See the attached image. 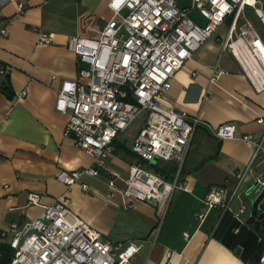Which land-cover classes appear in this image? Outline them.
Wrapping results in <instances>:
<instances>
[{
    "label": "crops",
    "instance_id": "obj_1",
    "mask_svg": "<svg viewBox=\"0 0 264 264\" xmlns=\"http://www.w3.org/2000/svg\"><path fill=\"white\" fill-rule=\"evenodd\" d=\"M109 1L0 0V69L8 73L13 93L9 99L0 91V232L37 218L43 206L64 197L102 239L118 245L138 243L140 250L132 264H261L264 249L259 245L264 233L247 223L250 212L245 202L254 177L264 173V152L252 157L254 148L242 140L219 141L198 128L182 174L187 190L174 191L164 215L153 203H125L118 195L109 196L106 176H84L70 188L55 179L60 170H78L91 163L73 137L64 135L68 113L56 111L55 101L62 82L77 79V61L67 48L68 39L95 38L112 17ZM175 1L186 7L191 0ZM18 4L24 7L22 13ZM246 15L264 40L259 18L251 9ZM190 16L205 24L197 11L191 10ZM227 29L228 22L175 73L158 104L199 117L213 127L232 123L237 137L260 143L264 141V92L256 93L237 61L221 51ZM38 32L49 34L51 42L38 44ZM217 65L223 73L211 84ZM126 131L115 138L107 159L108 167L122 176L137 161L130 151L134 139L128 144L122 136ZM247 165L251 171L240 196L228 209L218 206L207 211L203 201L209 190L231 189ZM30 194L39 195L40 206L27 204ZM241 206L244 213L236 216Z\"/></svg>",
    "mask_w": 264,
    "mask_h": 264
},
{
    "label": "built area",
    "instance_id": "obj_2",
    "mask_svg": "<svg viewBox=\"0 0 264 264\" xmlns=\"http://www.w3.org/2000/svg\"><path fill=\"white\" fill-rule=\"evenodd\" d=\"M263 6L264 0H191L186 7L175 0H110L112 17L95 38L68 39L67 48L77 61V79L63 81L55 101L56 111L68 113L64 135L73 137L91 163L78 170H60L55 179L70 188L84 176H106L109 196L118 195L125 203H153L164 215L174 191L187 190L182 174L198 128L219 141L246 142L254 148L252 157L264 152V141L237 137L232 123L213 127L199 117L158 104L170 90L175 73L226 22L221 51L232 55L256 93L264 92V40L246 17L251 9L264 25ZM18 10L22 13L23 5L18 4ZM191 10L205 20L204 25L191 18ZM37 35L38 44L51 42L49 34ZM222 73L215 66L210 83L215 84ZM143 112V123L130 147L137 161L122 176L108 167L107 159L115 138ZM154 159L165 162L163 173L154 169ZM250 171L247 165L239 172L231 189L212 187L203 201L207 211L218 206L228 209L240 196ZM262 191L264 173L254 177L251 187L255 196ZM27 204L40 206L39 195H28ZM42 208L37 218L0 232V243L13 252L9 264H132L140 250L136 242L118 245L102 239L71 211L64 197ZM243 213L241 206L235 214Z\"/></svg>",
    "mask_w": 264,
    "mask_h": 264
},
{
    "label": "water",
    "instance_id": "obj_3",
    "mask_svg": "<svg viewBox=\"0 0 264 264\" xmlns=\"http://www.w3.org/2000/svg\"><path fill=\"white\" fill-rule=\"evenodd\" d=\"M153 164L157 168L165 167V162L159 159H154ZM253 195L250 217L247 223L253 225L260 233H264V191L258 193L257 196Z\"/></svg>",
    "mask_w": 264,
    "mask_h": 264
},
{
    "label": "trees",
    "instance_id": "obj_4",
    "mask_svg": "<svg viewBox=\"0 0 264 264\" xmlns=\"http://www.w3.org/2000/svg\"><path fill=\"white\" fill-rule=\"evenodd\" d=\"M1 70V69H0ZM0 76H2V81L0 83V91L9 99L13 98V93H12V89L9 83V75L7 72H5L4 74H0ZM154 169L157 172H164V169H159L154 167ZM259 248H263L264 249V238L262 240V242L259 245ZM0 251L2 252V255L0 257V264H9L13 255V252L11 251L10 248H8V246H6L4 243H0Z\"/></svg>",
    "mask_w": 264,
    "mask_h": 264
},
{
    "label": "rangeland",
    "instance_id": "obj_5",
    "mask_svg": "<svg viewBox=\"0 0 264 264\" xmlns=\"http://www.w3.org/2000/svg\"><path fill=\"white\" fill-rule=\"evenodd\" d=\"M254 27L257 30V26L254 25ZM144 117H145V112H143L137 118V120L134 122V124L132 126H130V127L127 128L126 133L124 135H122V136H124L128 140V144H130L131 139L133 140L136 137L137 132H138V129H139L140 125L143 123ZM253 196H254L253 193H250L249 195H247V201L245 202V205H246V208H247V212H250L251 211V201L253 199Z\"/></svg>",
    "mask_w": 264,
    "mask_h": 264
}]
</instances>
